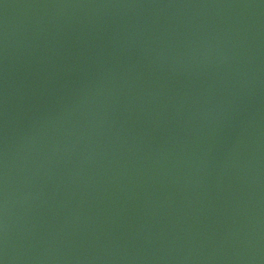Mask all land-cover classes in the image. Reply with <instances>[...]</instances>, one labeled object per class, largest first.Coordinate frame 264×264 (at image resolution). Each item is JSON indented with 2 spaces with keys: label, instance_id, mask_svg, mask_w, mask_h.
Returning a JSON list of instances; mask_svg holds the SVG:
<instances>
[{
  "label": "water",
  "instance_id": "95a60500",
  "mask_svg": "<svg viewBox=\"0 0 264 264\" xmlns=\"http://www.w3.org/2000/svg\"><path fill=\"white\" fill-rule=\"evenodd\" d=\"M0 264H264V0H0Z\"/></svg>",
  "mask_w": 264,
  "mask_h": 264
}]
</instances>
